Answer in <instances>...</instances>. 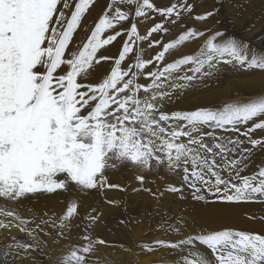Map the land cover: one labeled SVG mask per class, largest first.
<instances>
[{
    "label": "snow or ice",
    "instance_id": "6c2138e0",
    "mask_svg": "<svg viewBox=\"0 0 264 264\" xmlns=\"http://www.w3.org/2000/svg\"><path fill=\"white\" fill-rule=\"evenodd\" d=\"M97 3L0 0V201L17 206L0 205V264H24L49 242L53 251L66 248L50 264H101L98 248L107 242L90 229L100 222L102 205L115 203L101 194L126 190L112 179L124 172L140 185L133 192L153 197L146 176L162 171L172 177L166 191L182 202L264 205V159L254 161L264 154V43L197 27L217 15L216 9L196 12L197 0L163 7L153 0H107L93 26L87 16ZM141 21L150 25L143 35ZM173 29L178 36L164 42ZM118 38V54H108ZM144 42L160 50L144 58ZM189 42L199 45L196 52L166 60ZM225 71L235 86L228 94L256 89L259 95L220 103L197 98L190 109L177 107ZM253 165L255 171L243 174ZM60 192L95 194L100 201L84 217L77 244L68 235L80 215L76 200L63 215L45 212L39 221L17 210ZM165 225L176 238L146 249H168L172 264H264V228L201 224L197 232L182 216Z\"/></svg>",
    "mask_w": 264,
    "mask_h": 264
},
{
    "label": "bare ground",
    "instance_id": "6f19581e",
    "mask_svg": "<svg viewBox=\"0 0 264 264\" xmlns=\"http://www.w3.org/2000/svg\"><path fill=\"white\" fill-rule=\"evenodd\" d=\"M107 0H98L97 6L90 9L87 16V22L94 26L102 14V8ZM158 7L167 6L169 0H153ZM198 7L196 12L217 10L215 17L209 18L207 24H199L197 27H212L218 30H226L234 33L236 36L251 40L256 46L264 43V0H197ZM158 22V20H157ZM249 24H254L251 34L248 29ZM150 26L146 21L138 24L141 34H145L146 28ZM179 34V29H173L172 35L165 38V42L174 39ZM83 35V34H81ZM159 38V37H157ZM121 38H118L115 46H109L110 55H117L121 46ZM169 42V41H168ZM197 43H187L180 47L175 57L179 58L185 54H193L198 50ZM144 50V58H151L155 51L147 48V42L140 45ZM137 50L131 54L134 57ZM172 57V58H175ZM166 55V60L172 59ZM108 67V65H105ZM258 79V77H257ZM207 89L202 90L186 99L182 98L181 103L177 107L181 109H190L194 103L198 102L197 98L210 97L216 103L229 99L248 100L259 95L258 90L250 89L239 93V95H230L227 90L233 89L235 86L233 76L230 71L221 73L215 81H209ZM260 133H257V138ZM264 159V154L259 152L254 157L255 165ZM255 165L250 166L243 174H249L255 171ZM163 177V178H161ZM114 182L119 183L122 187H126L125 191L108 190L104 195L106 199L115 201L113 205L104 203L101 207L102 218L100 222L93 225L90 234L93 238H103L106 245L99 246L97 257L101 264H172L173 255L168 249H154L148 251L147 245L158 239H175L174 233H169L167 227H161L169 217L182 216L189 224L196 228L199 232L200 225L203 224L210 229L219 228L221 225H228L236 229L255 230L264 228V205L259 203H247L239 206L228 207L220 204L206 206L202 203L194 201L182 202L174 195L166 191L168 185L172 182V177L166 176L164 172L153 173L146 176L144 187L151 188L157 193V197H153L149 193L140 191L133 192L132 188H139L130 172H124L112 177ZM163 192V196L159 193ZM76 200L80 204V215L71 219L68 235L69 243L77 244L80 242L78 237L82 236L87 221L84 217L90 211V206L99 205L100 201L95 194L68 195L63 192L59 194H51L47 198H41L33 201L25 202L18 208L23 216L31 218L35 214L37 221L45 219L43 215L47 212L49 215L56 213L58 216L63 215L66 207L72 201ZM0 205L16 208V205H4L0 201ZM213 214H217L213 217ZM253 217V219H249ZM123 220L124 224L119 222ZM45 231H51L45 228ZM191 231V228L188 229ZM18 239L24 238L23 234L14 232ZM54 234V233H53ZM47 239V237H45ZM66 248L52 249L51 242L43 249L42 252L32 253V259L25 261L24 264H50V257L62 255Z\"/></svg>",
    "mask_w": 264,
    "mask_h": 264
},
{
    "label": "rangeland",
    "instance_id": "374dc122",
    "mask_svg": "<svg viewBox=\"0 0 264 264\" xmlns=\"http://www.w3.org/2000/svg\"><path fill=\"white\" fill-rule=\"evenodd\" d=\"M125 38H126V37H125ZM122 39H123V38H121V40H122ZM169 40H170V39H169ZM169 40H167V42H168ZM165 41H166V40H165ZM165 41H164V42H165ZM121 45H122V41H121ZM170 57H171V56H170ZM171 58H172V57H171ZM175 58H177V57H175Z\"/></svg>",
    "mask_w": 264,
    "mask_h": 264
}]
</instances>
